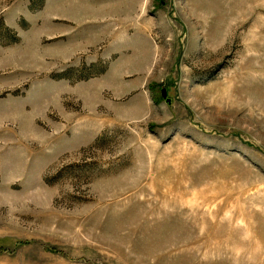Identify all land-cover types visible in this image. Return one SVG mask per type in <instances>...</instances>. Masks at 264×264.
Listing matches in <instances>:
<instances>
[{
    "label": "rangeland",
    "instance_id": "374dc122",
    "mask_svg": "<svg viewBox=\"0 0 264 264\" xmlns=\"http://www.w3.org/2000/svg\"><path fill=\"white\" fill-rule=\"evenodd\" d=\"M0 264H264V0H0Z\"/></svg>",
    "mask_w": 264,
    "mask_h": 264
},
{
    "label": "water",
    "instance_id": "95a60500",
    "mask_svg": "<svg viewBox=\"0 0 264 264\" xmlns=\"http://www.w3.org/2000/svg\"><path fill=\"white\" fill-rule=\"evenodd\" d=\"M162 97H163L164 100H166V102L168 104L170 103V101L166 99L167 98V95H166V91L165 90L162 91Z\"/></svg>",
    "mask_w": 264,
    "mask_h": 264
}]
</instances>
